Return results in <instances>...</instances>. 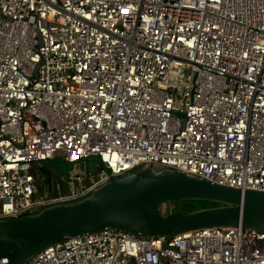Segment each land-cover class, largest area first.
<instances>
[{
    "label": "built area",
    "instance_id": "2783aa9c",
    "mask_svg": "<svg viewBox=\"0 0 264 264\" xmlns=\"http://www.w3.org/2000/svg\"><path fill=\"white\" fill-rule=\"evenodd\" d=\"M56 156L99 170L48 186ZM149 167L264 192V0H0V220ZM23 264H264V232L103 229Z\"/></svg>",
    "mask_w": 264,
    "mask_h": 264
},
{
    "label": "water",
    "instance_id": "95a60500",
    "mask_svg": "<svg viewBox=\"0 0 264 264\" xmlns=\"http://www.w3.org/2000/svg\"><path fill=\"white\" fill-rule=\"evenodd\" d=\"M77 164L84 176L92 169L99 170L93 159ZM188 201L219 206L167 215L150 210ZM238 224L264 232V192H241L176 171L149 167L122 178L110 177L80 201L0 220V258L7 259V264H23L50 245L103 229L170 238L195 229Z\"/></svg>",
    "mask_w": 264,
    "mask_h": 264
},
{
    "label": "rangeland",
    "instance_id": "374dc122",
    "mask_svg": "<svg viewBox=\"0 0 264 264\" xmlns=\"http://www.w3.org/2000/svg\"><path fill=\"white\" fill-rule=\"evenodd\" d=\"M40 168L49 172L52 175V178L54 179V182L56 184L59 182V180L62 177L68 178L72 173H76V172L80 173L81 172L80 167L63 163V161L58 159V156H56V159H54L53 161L44 162V163L40 164L39 166H34L33 171L34 172L39 171ZM65 184H63L61 182L59 183V188L62 192L66 191ZM36 186H37V193H38L37 196L39 197L41 192H42V186L40 184H36ZM189 205L190 204H188V203L175 204V205L165 204V205L159 206L158 212L162 215H167L170 213V211L171 212L181 211L183 213H189V212H192V211L188 210ZM193 205L195 207V209L193 211L219 206V204H217V203L206 202V201H198V202L193 203ZM36 213H38V211Z\"/></svg>",
    "mask_w": 264,
    "mask_h": 264
},
{
    "label": "trees",
    "instance_id": "16d2710c",
    "mask_svg": "<svg viewBox=\"0 0 264 264\" xmlns=\"http://www.w3.org/2000/svg\"><path fill=\"white\" fill-rule=\"evenodd\" d=\"M39 170H40L39 172H41V173L46 177L44 183L47 184L48 186H51L52 183L54 182V181H53V178H52V176H51V174H50L49 172H47V171L41 169V168H40ZM195 202H198V201H188V202H181V203H173V204H171V205L182 204V203H188V204H190V205L188 206V210H189V211H193V210L195 209L193 203H195ZM158 208H159V206H156L155 208H152V209H150V210H151V211L158 212ZM158 213H159V212H158Z\"/></svg>",
    "mask_w": 264,
    "mask_h": 264
},
{
    "label": "flooded vegetation",
    "instance_id": "af4514ba",
    "mask_svg": "<svg viewBox=\"0 0 264 264\" xmlns=\"http://www.w3.org/2000/svg\"><path fill=\"white\" fill-rule=\"evenodd\" d=\"M78 167H80V164H78Z\"/></svg>",
    "mask_w": 264,
    "mask_h": 264
}]
</instances>
